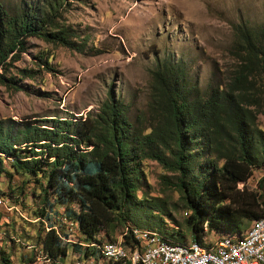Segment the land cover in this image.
<instances>
[{
  "label": "rangeland",
  "instance_id": "obj_1",
  "mask_svg": "<svg viewBox=\"0 0 264 264\" xmlns=\"http://www.w3.org/2000/svg\"><path fill=\"white\" fill-rule=\"evenodd\" d=\"M0 4L12 18L25 11H44L53 24L74 35L72 48L27 37L18 61L0 69V126L19 137L27 122L48 127L53 125L48 120L54 118H85L97 112L110 93L126 106L134 127L149 133L152 73L160 63L183 70L188 88L207 99L213 89L226 88L238 68V34L256 33L264 26V0H0ZM258 87L262 99L257 126L264 131V77ZM20 147L27 148L19 153L22 160L32 158L30 149L41 151ZM166 154L170 156L169 151ZM191 156L195 166L190 183L202 186L214 157L195 142ZM138 168L137 213L124 218L110 237L102 230L95 241L104 245L123 241L129 226L147 234L167 233L184 244L193 242L197 218H191L177 184L179 173L150 159ZM47 174L31 173L25 167L15 170L14 159L0 155V264L49 263L43 256L55 264L58 258L43 247L52 226L68 250L61 259L64 264L90 261L91 242L79 232L74 215L80 204L59 202ZM263 176L264 163L254 167L251 178L238 188L258 192ZM49 203L55 204L53 210ZM150 209L161 217L160 228L154 231L149 228L154 223L148 218ZM197 234L205 247L223 236H242L209 222Z\"/></svg>",
  "mask_w": 264,
  "mask_h": 264
},
{
  "label": "trees",
  "instance_id": "obj_2",
  "mask_svg": "<svg viewBox=\"0 0 264 264\" xmlns=\"http://www.w3.org/2000/svg\"><path fill=\"white\" fill-rule=\"evenodd\" d=\"M31 36L68 48H72L74 37L68 28L53 24L44 11H25L12 18L0 4L1 70L18 61V53L26 49L24 39ZM237 38L238 68L226 88L213 89L207 99L188 88L183 70L167 62L158 65L152 73L149 133L134 127L126 106L113 93L97 112H89L85 118H54L48 120L53 123L48 127L27 122L20 137L0 126V155L13 158L15 170L25 167L31 173H48V185L59 202H79L80 212L74 213L77 228L93 250L90 261L84 264L130 263L129 259L116 262L106 256L104 244L95 239L102 230L110 237L124 218L137 213V173L146 159L179 173L177 184L192 211L191 218H197L193 232L200 233L203 224L209 222L211 227L242 235L223 236L215 244L243 241L253 228L250 224L264 219V176L258 192L238 188L251 178L254 167L264 163V131L257 126L262 99L258 81L264 77V26L256 33L243 30ZM194 142L214 157L207 164L209 172L202 186L190 183ZM22 145L41 151L30 149L32 158L22 160L19 153L27 150ZM48 205L53 210L55 204ZM68 214L72 215L70 210ZM148 218L156 222L150 229L160 228L159 214L150 209ZM49 229L44 250L58 258L55 264H64L61 259L67 247L57 229ZM124 230L122 245L131 256L149 231L129 226ZM156 232L170 243L188 245ZM197 233L191 243H200ZM43 258L51 264L48 256Z\"/></svg>",
  "mask_w": 264,
  "mask_h": 264
},
{
  "label": "built area",
  "instance_id": "obj_3",
  "mask_svg": "<svg viewBox=\"0 0 264 264\" xmlns=\"http://www.w3.org/2000/svg\"><path fill=\"white\" fill-rule=\"evenodd\" d=\"M136 255L137 264H179V256H186V264H264V230L244 248L224 247L209 256L159 250L158 245L145 246V241L143 247H136Z\"/></svg>",
  "mask_w": 264,
  "mask_h": 264
},
{
  "label": "bare ground",
  "instance_id": "obj_4",
  "mask_svg": "<svg viewBox=\"0 0 264 264\" xmlns=\"http://www.w3.org/2000/svg\"><path fill=\"white\" fill-rule=\"evenodd\" d=\"M264 230V219L257 221L251 231L247 234L241 242H234L231 240H225L217 243L213 248H207L198 242L190 243L188 245H183L180 243H170L164 240L162 236L158 234H146L145 240L142 242V246H154L158 245L159 250L173 251L176 250L180 254H193L197 253L199 256H209L212 254H218L224 247L230 248H244L247 244L252 243L256 240L257 235ZM139 233V232H138ZM137 233V234H138ZM139 235V234H138ZM137 247V246H136ZM103 252L106 256L112 258L114 261H126L129 259V264H137L136 251L131 256L124 249L122 241L118 243H112L109 245H104ZM128 264V263H127ZM179 264H186V256H179Z\"/></svg>",
  "mask_w": 264,
  "mask_h": 264
}]
</instances>
